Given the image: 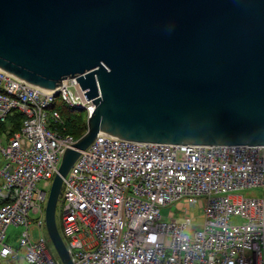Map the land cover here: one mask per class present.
<instances>
[{"label":"water","instance_id":"obj_1","mask_svg":"<svg viewBox=\"0 0 264 264\" xmlns=\"http://www.w3.org/2000/svg\"><path fill=\"white\" fill-rule=\"evenodd\" d=\"M0 70L48 91L75 78L95 104L45 203L61 264L63 177L96 135L264 145V0H0Z\"/></svg>","mask_w":264,"mask_h":264},{"label":"built area","instance_id":"obj_2","mask_svg":"<svg viewBox=\"0 0 264 264\" xmlns=\"http://www.w3.org/2000/svg\"><path fill=\"white\" fill-rule=\"evenodd\" d=\"M85 91L72 77L48 91L0 70V120L14 109L23 114L20 130L0 145V258L61 264L42 233L33 235L44 225L49 191L38 183L50 188L64 150L77 139L60 129L51 103L58 97L87 117L95 104ZM257 186L264 187V145L96 135L63 177L60 234L72 264H264V196L234 193ZM182 198V219L171 211L162 220L161 207ZM197 199L202 221L189 233L188 207ZM10 225L21 227L16 245L8 240Z\"/></svg>","mask_w":264,"mask_h":264},{"label":"rangeland","instance_id":"obj_3","mask_svg":"<svg viewBox=\"0 0 264 264\" xmlns=\"http://www.w3.org/2000/svg\"><path fill=\"white\" fill-rule=\"evenodd\" d=\"M5 143H6L5 134H0V145H3ZM38 186L40 188H42L43 190H46V191H48V189H49L47 187H43L42 182H39ZM234 193L241 194L243 196L261 197V196H264V187L257 186V187L243 188V189H239V190L235 191ZM186 200H187L186 198H182L178 202H174V203H171V204H168L166 206L161 207L160 213L162 215V220L168 221L170 219V218H168V215L172 211L173 217L176 219V221H180L182 219V216L185 213ZM200 204H201V201H199V199H197V201L193 205L188 207L189 216L192 218L191 224L188 225V229H187V231L189 233L193 232L192 231L193 224L197 225L202 221V217L200 214V209H201ZM60 210H61V202L59 201L57 203L56 212H55L56 223H57L59 231H61V226H60V222H59ZM30 218H31L32 222H34L37 219V215L36 214H30ZM239 222H241V219H239L238 217H232L231 223H239ZM39 230H40L39 228H34L33 235L36 236L39 233ZM20 231H21V227H15L12 225L8 226L7 234H8V240L11 244L17 243V239H18ZM41 231H42V235L44 236V238L46 240V245H47L49 252L52 254V256L55 259L59 260L57 251H56L55 247L53 246V244H52V242L48 236L47 230L45 228V224L42 226ZM62 237H63V240L65 242H67V239H66L64 234H62ZM167 253H169V250H167ZM0 264H29V263L20 257L14 263L0 259Z\"/></svg>","mask_w":264,"mask_h":264},{"label":"trees","instance_id":"obj_4","mask_svg":"<svg viewBox=\"0 0 264 264\" xmlns=\"http://www.w3.org/2000/svg\"><path fill=\"white\" fill-rule=\"evenodd\" d=\"M50 108L60 112L63 121L60 129L66 133L78 138L86 131V113L83 110L68 107L58 97L53 100ZM22 121V112L14 109L4 120H0V134H5L6 138L10 137L20 130Z\"/></svg>","mask_w":264,"mask_h":264},{"label":"crops","instance_id":"obj_5","mask_svg":"<svg viewBox=\"0 0 264 264\" xmlns=\"http://www.w3.org/2000/svg\"><path fill=\"white\" fill-rule=\"evenodd\" d=\"M8 140V138H6V141ZM2 162L0 161V164H1ZM1 181V180H0ZM33 231H34V229H33ZM40 233H42V231H40L39 230V233L38 234H40ZM13 245H16V243H12ZM0 259H2V260H6V261H8V262H15V261H11L10 259H5V258H0ZM17 261V260H16Z\"/></svg>","mask_w":264,"mask_h":264}]
</instances>
